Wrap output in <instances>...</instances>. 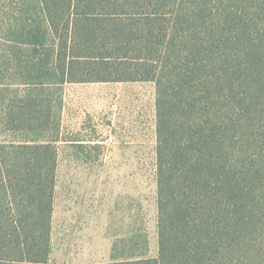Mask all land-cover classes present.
<instances>
[{"label": "trees", "instance_id": "obj_1", "mask_svg": "<svg viewBox=\"0 0 264 264\" xmlns=\"http://www.w3.org/2000/svg\"><path fill=\"white\" fill-rule=\"evenodd\" d=\"M0 264L51 258L64 85L154 82L159 253L264 264V0H0Z\"/></svg>", "mask_w": 264, "mask_h": 264}, {"label": "rangeland", "instance_id": "obj_2", "mask_svg": "<svg viewBox=\"0 0 264 264\" xmlns=\"http://www.w3.org/2000/svg\"><path fill=\"white\" fill-rule=\"evenodd\" d=\"M156 95L150 81L64 85L57 179L72 178L64 182L76 189L77 179L87 178L83 188L95 198L81 201L80 213L99 216L88 225L97 228L100 263L122 256L131 237L135 247L129 251L158 256ZM88 135L93 143L76 142ZM74 243L58 248L52 261L80 257L83 248Z\"/></svg>", "mask_w": 264, "mask_h": 264}, {"label": "crops", "instance_id": "obj_3", "mask_svg": "<svg viewBox=\"0 0 264 264\" xmlns=\"http://www.w3.org/2000/svg\"><path fill=\"white\" fill-rule=\"evenodd\" d=\"M65 107V105H64ZM88 130V129H86ZM78 143H93L91 136L76 139ZM79 171V170H71ZM59 174V172H57ZM74 174V173H72ZM72 178L58 179L55 196H54V213L52 219V236H51V258L54 259L55 252L58 248L68 249L79 241V247L83 248L80 257L70 256L67 260H62V264H101L98 259L99 244L97 228L93 227V223L99 222V216L95 214L80 213L84 210L83 200H91L95 198L90 189L83 188L87 178L77 179L81 188L70 189L64 181H72ZM76 180V181H77ZM79 186V184H76ZM82 238L83 243L80 242ZM58 263V262H57Z\"/></svg>", "mask_w": 264, "mask_h": 264}]
</instances>
